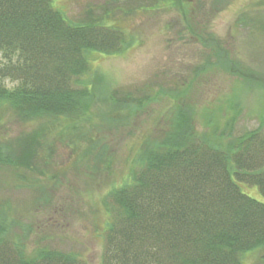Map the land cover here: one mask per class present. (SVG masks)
Here are the masks:
<instances>
[{"label":"rangeland","instance_id":"rangeland-1","mask_svg":"<svg viewBox=\"0 0 264 264\" xmlns=\"http://www.w3.org/2000/svg\"><path fill=\"white\" fill-rule=\"evenodd\" d=\"M145 1L52 0L72 24L95 21L126 34L99 38L104 51L117 53L86 52L89 69L83 79L94 103L77 124L26 121L8 104L0 106L2 145L12 142L20 151L26 140L16 141L44 127L54 145L49 165L28 176V186H19L12 170L0 168V206L16 212L12 233L27 258L46 249L103 264L107 217L100 203L113 186L130 182L146 140L168 132L177 108L187 109L197 133L209 139L229 122L235 123L234 136L254 129L264 134V0H218L215 7L216 0H185L193 5L190 21L173 8L133 10ZM121 4L125 10L114 7ZM188 23L201 25L191 32ZM204 23L221 38L227 60L202 43V37H212L202 34ZM6 62L0 52V81L12 90L19 82L1 76ZM239 187L264 203L257 185ZM255 254L248 264H264V250Z\"/></svg>","mask_w":264,"mask_h":264},{"label":"trees","instance_id":"trees-1","mask_svg":"<svg viewBox=\"0 0 264 264\" xmlns=\"http://www.w3.org/2000/svg\"><path fill=\"white\" fill-rule=\"evenodd\" d=\"M190 6L185 0H147L133 10L173 8L190 21ZM114 7L125 10L124 4ZM103 24H72L52 0H0V52L7 61L1 76L19 82L8 90L0 81V106L8 104L26 121L77 124L94 103L83 79L86 52H119L103 50L101 34L118 33ZM188 25L192 32L201 24ZM203 25L202 34L212 37L201 42L227 60L221 38ZM234 126L229 122L209 139L197 133L193 115L181 107L165 135L146 140L130 182L113 186L100 203L107 217L103 264H248L250 254L264 250V203L239 187L257 185L264 195V134L254 129L234 136ZM48 130L17 140L16 145L27 143L20 151L0 142V168L12 170L19 186L30 185L28 176L49 165L54 145ZM11 212L0 206V264H86L46 249L27 258L12 233L17 221Z\"/></svg>","mask_w":264,"mask_h":264}]
</instances>
